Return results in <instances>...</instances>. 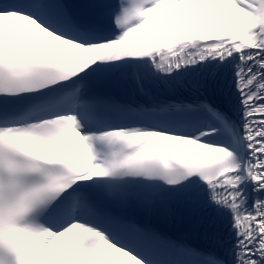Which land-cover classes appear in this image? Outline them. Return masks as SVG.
I'll return each mask as SVG.
<instances>
[{
    "label": "snow or ice",
    "instance_id": "obj_1",
    "mask_svg": "<svg viewBox=\"0 0 264 264\" xmlns=\"http://www.w3.org/2000/svg\"><path fill=\"white\" fill-rule=\"evenodd\" d=\"M0 264H264V0H0Z\"/></svg>",
    "mask_w": 264,
    "mask_h": 264
}]
</instances>
